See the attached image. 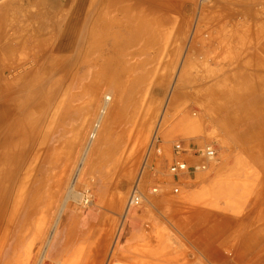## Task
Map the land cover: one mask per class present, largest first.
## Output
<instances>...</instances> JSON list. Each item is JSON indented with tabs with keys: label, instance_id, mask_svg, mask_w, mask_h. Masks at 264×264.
<instances>
[{
	"label": "rangeland",
	"instance_id": "rangeland-1",
	"mask_svg": "<svg viewBox=\"0 0 264 264\" xmlns=\"http://www.w3.org/2000/svg\"><path fill=\"white\" fill-rule=\"evenodd\" d=\"M33 1L0 0V78L12 85L21 113L34 112L29 102L38 98L50 102L31 129L39 155L10 232L13 241L26 235L14 264H36L61 207L44 264H107L125 240L134 245L125 251L161 259L169 252L191 264H264V128L239 141L241 128L222 127L223 105H230L221 99L227 88L237 91L230 63L263 70L264 7L254 0H81L78 20L60 30L53 17H30L39 11ZM159 14L176 21L155 22ZM105 95L111 100L81 163ZM130 118L145 127L138 143L140 125L135 130ZM177 141L192 150L213 146L210 168L172 176ZM134 185L144 202L128 213ZM216 224L232 236L218 247L221 256L198 238ZM141 234L157 246L137 245Z\"/></svg>",
	"mask_w": 264,
	"mask_h": 264
},
{
	"label": "bare ground",
	"instance_id": "bare-ground-1",
	"mask_svg": "<svg viewBox=\"0 0 264 264\" xmlns=\"http://www.w3.org/2000/svg\"><path fill=\"white\" fill-rule=\"evenodd\" d=\"M65 66L66 65H64V67ZM71 68L72 64L70 63L68 66H66L65 70L69 72ZM11 86V84L4 85L3 83H0V264L17 263L22 257L21 250L23 246L26 245V242L24 241L26 235H20L15 241H13L11 240L10 232L13 225L15 224L16 217L20 211L19 208L23 202L24 188L29 181L34 163L39 155V153H33L38 134L31 131V129L33 128V124L40 122V116L48 109V106L50 105L48 99H43L38 102V98L36 101L33 100L29 102V104L36 109L34 112L28 113L25 112V110H22L24 113H21L20 101L19 99H15L18 97L13 94L11 96ZM21 93L22 89L18 92V95H21ZM238 95L239 92H235L232 98ZM8 99L10 101H8ZM108 103L102 102L100 105L96 117L98 120L96 122H99V124L106 113ZM38 104L40 107H37ZM100 113L103 114L101 115ZM94 131L95 129H93L91 134H93ZM246 133L247 132H245V134ZM91 142L92 141L90 139L87 141L80 156L81 159L82 156L84 157L90 149ZM30 160L31 163L28 164ZM82 161L83 159L81 160V163ZM62 212L63 207H61V210L57 213V217L52 225L50 234L47 236L44 245L39 252L36 264H44V260L50 256L47 255V250L50 243L52 242L51 240L53 231H55L58 225ZM125 217L126 212L123 214V220ZM26 231L27 230L22 228L21 232ZM36 237L37 236H35V238ZM29 249H25V253L28 255ZM50 253L51 251L49 254ZM86 260H89V258L86 257Z\"/></svg>",
	"mask_w": 264,
	"mask_h": 264
},
{
	"label": "crops",
	"instance_id": "crops-1",
	"mask_svg": "<svg viewBox=\"0 0 264 264\" xmlns=\"http://www.w3.org/2000/svg\"><path fill=\"white\" fill-rule=\"evenodd\" d=\"M111 2L112 1L110 0V3ZM30 3H31L30 5L32 7H36V9L39 10V11H36L35 14H31L30 17L32 19L38 20L39 14H40V16L43 15L47 18L53 17V18H55L54 21L57 24H59L58 21H60V25H61L60 30L63 28V23H65V22L70 23V22H74L75 20H78L77 18L79 16V8L81 6V0H53V1L36 0V1L30 2ZM107 6H108V3H107ZM153 18H154L155 22H159V23H165V22L170 23V22L176 21L175 17H173L171 15H165V14L164 15L159 14L157 16H154ZM142 21L143 20H141L139 22V24ZM145 21L148 22L147 20H145ZM36 39H37V42H39L40 38L37 37ZM37 46L39 47L38 44H37ZM110 47L112 48V44ZM253 53L256 54L255 49H254ZM262 53L264 54V48H263ZM62 61H61V63H62ZM257 62L258 63L255 62V64H259V61H257ZM70 63L72 64V59L67 60L65 62V65L68 66ZM229 66L232 68L231 70L234 69V73L231 75V79L229 80V81H231L230 86H232V88H235V86H237L236 92H239V95L234 96L232 98L235 91H233V89L227 88L226 99L221 98L226 103H228L230 105V108H232V109H230L228 106L223 105V109H225L224 111L227 113V116H226L227 120H225L226 122L222 124V127L223 128H230L229 124H231L234 127H238V128L242 127V130L243 131L245 130V132H250V131L252 132L253 131V133H259L264 128V121L262 119H260L263 117L261 112L264 109V98H260V96H258V90L259 89L255 88V87H261L262 88V85L259 86L260 82L258 84L257 81L261 80V82L264 83V67H263V70L254 71V69L251 68L247 71V69L238 67L237 62L230 63ZM41 69H42V67H41ZM224 80H227L226 77ZM248 80H249V82H248ZM0 82H1V84L2 83L10 84L8 82L2 81L1 78H0ZM254 84H258V85L254 86ZM244 85L246 86V89L241 90L242 86H244ZM29 86H31V85H29ZM261 88H260V90L262 92L263 88L262 89ZM262 100H263V102H262ZM246 102H248V104H245ZM234 105H235V107H234ZM131 122L133 123L135 130L140 125V127H139L140 134H139V132L134 133V138H135L134 140L138 143L141 140L140 139L141 132L145 127H143L142 126L143 124H141V123L137 124V121L134 119H131ZM106 130H107V121H106V125L104 126L103 131L101 133V138H100L98 148L100 146H102L103 134H104V131H106ZM245 132H243L244 134H242V135L239 134V136H238L239 141H244L243 137L245 135ZM134 140H132V141L134 142ZM183 146L185 147V152L181 154V157H183L187 161L191 162V158H190L191 152H193L196 149L192 150L189 146H186L185 144H183ZM200 148H203V147L200 146L197 149H200ZM172 155H173V148H172ZM171 159H172V157H171ZM210 166H211V164H210ZM210 166H209V168H210ZM145 179L147 181L149 179V176L146 175ZM173 187H175V185H173ZM170 193L173 194L172 190ZM132 209L133 208L129 209L127 212L129 213V211H131ZM130 215L132 216L133 214H130ZM218 225L219 224H216L212 228L202 230L201 233H199L198 238H200V239L204 238L207 240H211L210 245L212 247H214L213 249L216 250L218 256L219 255L221 256V254L219 253L218 247L223 246L225 244H228L230 239L232 238V236L228 234V236L225 235V237H223L224 233L218 232ZM226 228H224V229H226ZM140 236L142 237V239H139L141 237H139L138 239H135V242L137 243V245L141 244V245L148 246V247L157 246V243L155 241H153L149 238H144L145 235L141 234ZM226 236L228 237L227 239H226ZM126 241L127 240L123 241L120 244L118 252L116 253V255L113 258L111 257V259L108 261L107 264H146V263H150V264H191L194 261L193 258L190 259L188 257H185V259H187V260L183 261L181 258H179L176 255H169V252L167 255L162 257V259L158 258L156 254H152L151 252L147 253V254H140L137 251L135 254H133V252L129 253V252L125 251V248L128 246H134V245L126 244ZM168 241H170V240L163 241V244L159 245L158 247H161V248L167 247L169 245ZM171 246L175 247L176 243L175 244L173 243Z\"/></svg>",
	"mask_w": 264,
	"mask_h": 264
},
{
	"label": "built area",
	"instance_id": "built-area-1",
	"mask_svg": "<svg viewBox=\"0 0 264 264\" xmlns=\"http://www.w3.org/2000/svg\"><path fill=\"white\" fill-rule=\"evenodd\" d=\"M204 1V0H203ZM257 7H264V0H254ZM111 98L109 95H105L102 99V102H110ZM101 102V104H102ZM101 115L103 113H100ZM96 118L91 126V129L88 134V141L89 139L93 141L96 138L98 129L100 127L99 122ZM95 129L94 133L91 134V132ZM173 155H172V161L170 166L168 167V171L172 176H182V175H188V174H194L198 172H205L208 170L210 164H212L216 157V151L214 150L213 146L207 145L203 148L196 149L193 152H191V160L187 161L183 157H181V154L185 152V147L183 146L182 142L177 141L173 144ZM152 193H157L158 189L153 188ZM173 194L178 193V188H173L172 190ZM90 202V197L87 193L83 195L82 204L83 206H87ZM144 202V196L139 190L137 185H134L131 187L129 191V195L126 202V208L127 210L131 208L139 207Z\"/></svg>",
	"mask_w": 264,
	"mask_h": 264
}]
</instances>
